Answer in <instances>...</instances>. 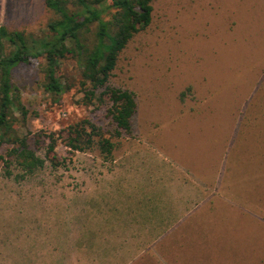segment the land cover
I'll use <instances>...</instances> for the list:
<instances>
[{"label":"rangeland","instance_id":"rangeland-1","mask_svg":"<svg viewBox=\"0 0 264 264\" xmlns=\"http://www.w3.org/2000/svg\"><path fill=\"white\" fill-rule=\"evenodd\" d=\"M152 6L151 24L127 44L110 78L112 87L132 91L137 101L132 135L113 139L112 157L58 143L62 164L54 168L42 137L37 153L47 161L25 180H16V169L7 177L0 160V264L6 251L24 254L26 264L40 252L39 264H53V237L70 234L69 227L54 228L53 205L65 204L68 190L79 195L89 175L151 155L217 179L203 182L218 190V206L211 212L209 202L200 204L180 219L167 213L155 251L124 256L122 263L264 264V0H153ZM51 17L46 0H0V25L11 30L42 37ZM41 66L35 61L14 71L27 111L24 122L16 112L22 135L31 143L37 134L66 136L84 119L107 136L114 132L110 104L84 105L76 61L62 67L73 88L59 97L44 91ZM8 149L2 145L0 155ZM172 194L150 195L155 219L158 209L174 204ZM64 250L59 245L58 252ZM94 259L90 264H114Z\"/></svg>","mask_w":264,"mask_h":264},{"label":"trees","instance_id":"trees-1","mask_svg":"<svg viewBox=\"0 0 264 264\" xmlns=\"http://www.w3.org/2000/svg\"><path fill=\"white\" fill-rule=\"evenodd\" d=\"M152 1L46 0L52 17L42 37L0 25V147L9 146L0 160L7 177H13L12 169H16L19 171L16 180H25L42 169L47 160L58 168L62 164L56 153L58 143L80 152L95 148L109 159L116 146L113 139L132 135L136 95L109 83L121 52L136 34L151 24ZM71 60L80 69L84 105L110 104L108 114L115 126L114 132L107 136L84 119L66 130V136L37 134L31 143L29 135H22L17 127L16 112L24 122L27 111L13 82L14 71L21 65L41 61L42 87L49 95L59 97L73 88L60 75L63 65ZM42 137L47 160L37 153Z\"/></svg>","mask_w":264,"mask_h":264},{"label":"crops","instance_id":"crops-1","mask_svg":"<svg viewBox=\"0 0 264 264\" xmlns=\"http://www.w3.org/2000/svg\"><path fill=\"white\" fill-rule=\"evenodd\" d=\"M158 157L138 158L137 162L129 159L131 163L125 159L121 169L103 175H89L82 180L84 187L79 195L68 190L71 195L66 203L53 205L54 228L69 227L70 232L68 237L64 233L59 239L53 237V264H90L91 258H95L93 262L124 264V256L128 260L133 256L137 259L145 252L155 251L153 245L159 243L157 240L166 227L164 224H169L166 223L167 213L180 219L191 215L200 204L209 202L211 212L218 206L213 201L218 190L212 189L211 185L207 188L203 182L205 179L215 184L217 179L209 177L207 180L202 176L203 171L191 173L190 169L172 166L162 156ZM165 190L173 193L175 202L168 210L164 207L158 209L160 212H156L158 217L155 219L148 198L151 194L163 198ZM145 199L146 203L142 205ZM59 245H65L64 252H58ZM91 253L97 254L90 257ZM98 254L103 257H97ZM24 257L22 253L6 251L1 254V264H26ZM40 257V252L39 256L34 255L32 264H39ZM159 257L163 259V254Z\"/></svg>","mask_w":264,"mask_h":264}]
</instances>
